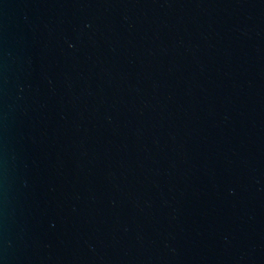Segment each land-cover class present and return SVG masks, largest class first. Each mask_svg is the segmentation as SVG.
Returning a JSON list of instances; mask_svg holds the SVG:
<instances>
[{
  "label": "water",
  "instance_id": "95a60500",
  "mask_svg": "<svg viewBox=\"0 0 264 264\" xmlns=\"http://www.w3.org/2000/svg\"><path fill=\"white\" fill-rule=\"evenodd\" d=\"M0 264H264V0H0Z\"/></svg>",
  "mask_w": 264,
  "mask_h": 264
}]
</instances>
